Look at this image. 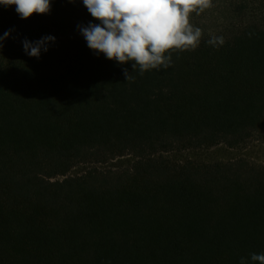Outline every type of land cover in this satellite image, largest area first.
<instances>
[{"label": "trees", "instance_id": "16d2710c", "mask_svg": "<svg viewBox=\"0 0 264 264\" xmlns=\"http://www.w3.org/2000/svg\"><path fill=\"white\" fill-rule=\"evenodd\" d=\"M190 22L199 47L140 75L87 46L80 26L100 21L82 0L29 19L0 5V264H259L264 165L169 156L264 141V0Z\"/></svg>", "mask_w": 264, "mask_h": 264}, {"label": "clouds", "instance_id": "9594fccd", "mask_svg": "<svg viewBox=\"0 0 264 264\" xmlns=\"http://www.w3.org/2000/svg\"><path fill=\"white\" fill-rule=\"evenodd\" d=\"M53 0H0L5 7L15 6L22 19L34 14L51 12ZM75 2V0H70ZM83 5L99 24L80 26L79 30L87 46L107 59L119 64L133 62V68L140 75L172 64L173 51L195 50L199 47L203 30L190 22V14L199 15L213 7V0H82ZM0 36V48L10 36ZM54 36H45L35 42L25 39V53L39 58L41 50L47 51L48 42ZM208 44L224 43L223 37L212 36ZM127 81L135 77L124 69ZM253 262L264 264V254H251ZM240 264H247L241 258Z\"/></svg>", "mask_w": 264, "mask_h": 264}, {"label": "rangeland", "instance_id": "374dc122", "mask_svg": "<svg viewBox=\"0 0 264 264\" xmlns=\"http://www.w3.org/2000/svg\"><path fill=\"white\" fill-rule=\"evenodd\" d=\"M169 158L176 162H183L189 159H197L206 162H226L237 160L240 158H246L253 164L264 165V141L253 140L246 147L236 150H231L225 146H221L208 151L172 154L169 156ZM132 160L133 158L127 157L97 167H99L101 170L122 169L130 166ZM90 167L92 166H80L79 168L73 170L70 176H76L78 174H81Z\"/></svg>", "mask_w": 264, "mask_h": 264}]
</instances>
